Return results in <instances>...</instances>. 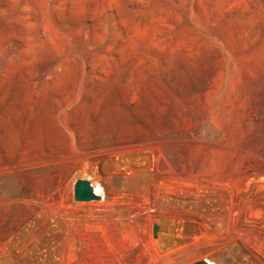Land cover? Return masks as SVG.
<instances>
[{"label": "rangeland", "instance_id": "rangeland-1", "mask_svg": "<svg viewBox=\"0 0 264 264\" xmlns=\"http://www.w3.org/2000/svg\"><path fill=\"white\" fill-rule=\"evenodd\" d=\"M199 259L264 264V0H0V264Z\"/></svg>", "mask_w": 264, "mask_h": 264}, {"label": "water", "instance_id": "water-1", "mask_svg": "<svg viewBox=\"0 0 264 264\" xmlns=\"http://www.w3.org/2000/svg\"><path fill=\"white\" fill-rule=\"evenodd\" d=\"M100 195L95 191L90 181L86 178H77L73 184V199L79 201H87L93 199H99ZM153 233L157 230V225L152 227ZM189 264H211L205 259H199Z\"/></svg>", "mask_w": 264, "mask_h": 264}, {"label": "bare ground", "instance_id": "bare-ground-1", "mask_svg": "<svg viewBox=\"0 0 264 264\" xmlns=\"http://www.w3.org/2000/svg\"><path fill=\"white\" fill-rule=\"evenodd\" d=\"M96 190L99 192V189L98 188Z\"/></svg>", "mask_w": 264, "mask_h": 264}]
</instances>
